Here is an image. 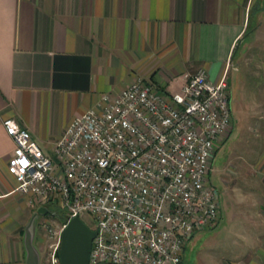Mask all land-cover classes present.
<instances>
[{"label": "crops", "instance_id": "0c3cea01", "mask_svg": "<svg viewBox=\"0 0 264 264\" xmlns=\"http://www.w3.org/2000/svg\"><path fill=\"white\" fill-rule=\"evenodd\" d=\"M263 46L264 0H0V264H25L22 236L37 209L7 173L14 144L4 120L26 128L50 155L72 120L104 94L144 81L171 96L198 69L210 83L226 72L230 90L241 68L262 80L255 113L264 115ZM260 186L261 193L242 195L261 201L243 212L253 224L251 240L202 264H264Z\"/></svg>", "mask_w": 264, "mask_h": 264}, {"label": "built area", "instance_id": "2783aa9c", "mask_svg": "<svg viewBox=\"0 0 264 264\" xmlns=\"http://www.w3.org/2000/svg\"><path fill=\"white\" fill-rule=\"evenodd\" d=\"M231 125L226 72L210 83L198 69L171 96L137 81L74 118L50 155L26 128L4 120L14 144L7 173L30 205L61 213L58 224L39 221L50 264H59L73 218L85 225L88 218L95 232L88 264H184L190 240L220 219L210 175Z\"/></svg>", "mask_w": 264, "mask_h": 264}, {"label": "rangeland", "instance_id": "374dc122", "mask_svg": "<svg viewBox=\"0 0 264 264\" xmlns=\"http://www.w3.org/2000/svg\"><path fill=\"white\" fill-rule=\"evenodd\" d=\"M258 60H264V50L259 53ZM261 84L262 80L252 77L243 68L232 75L229 90L232 125L228 137L217 148L210 178L212 185L219 191L221 218L217 228L213 226L194 235L186 246L184 264H202L208 256L228 258L236 252L233 248L235 243L244 239L251 240L253 224L243 216V212L254 210V206L258 208L261 201L254 204L249 196L243 199L242 195L255 191L261 193L260 185H264L260 179L264 177V169H258V164L264 162V115L255 113L262 108L260 105L256 107V103L262 100L259 97ZM251 110L254 112L251 113ZM246 178H255L256 184L248 185ZM48 208L56 212L57 216L47 217L46 220L52 225L58 224L61 213L55 205ZM83 221L89 228H93L88 218ZM38 226L39 223L37 229ZM34 245L39 252V264H50L49 243L40 246V242L35 239Z\"/></svg>", "mask_w": 264, "mask_h": 264}, {"label": "water", "instance_id": "95a60500", "mask_svg": "<svg viewBox=\"0 0 264 264\" xmlns=\"http://www.w3.org/2000/svg\"><path fill=\"white\" fill-rule=\"evenodd\" d=\"M43 216L56 217L48 207L36 209L25 226L22 243L25 253V264H39V252L34 245L37 223ZM95 232L79 218L71 219L61 235L58 251L59 264H88V255Z\"/></svg>", "mask_w": 264, "mask_h": 264}, {"label": "trees", "instance_id": "16d2710c", "mask_svg": "<svg viewBox=\"0 0 264 264\" xmlns=\"http://www.w3.org/2000/svg\"><path fill=\"white\" fill-rule=\"evenodd\" d=\"M48 207H51V206H48ZM62 219H63V218H61V217L59 218L60 221H61Z\"/></svg>", "mask_w": 264, "mask_h": 264}, {"label": "flooded vegetation", "instance_id": "af4514ba", "mask_svg": "<svg viewBox=\"0 0 264 264\" xmlns=\"http://www.w3.org/2000/svg\"><path fill=\"white\" fill-rule=\"evenodd\" d=\"M58 217H61V214H60V216H58Z\"/></svg>", "mask_w": 264, "mask_h": 264}]
</instances>
